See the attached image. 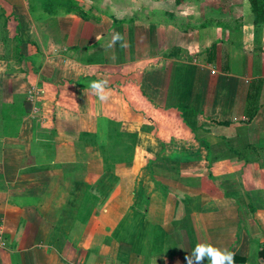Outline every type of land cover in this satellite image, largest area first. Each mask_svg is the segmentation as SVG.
Returning <instances> with one entry per match:
<instances>
[{
	"label": "crops",
	"instance_id": "0c3cea01",
	"mask_svg": "<svg viewBox=\"0 0 264 264\" xmlns=\"http://www.w3.org/2000/svg\"><path fill=\"white\" fill-rule=\"evenodd\" d=\"M76 1L86 16L0 0V264H187L198 243L260 264L264 18L248 0Z\"/></svg>",
	"mask_w": 264,
	"mask_h": 264
},
{
	"label": "trees",
	"instance_id": "16d2710c",
	"mask_svg": "<svg viewBox=\"0 0 264 264\" xmlns=\"http://www.w3.org/2000/svg\"><path fill=\"white\" fill-rule=\"evenodd\" d=\"M52 2L48 5V8L45 6L44 9L48 14H58L60 12L64 14H69L71 12L77 13L80 16H86V10L84 5L76 0H49ZM180 1V0H178ZM250 4V9L254 15V21L262 22L264 18V0H248ZM22 106L20 104H11L3 105L2 115H3V124L5 136L15 137L17 136V128L20 123V119H15L11 117V114L19 115L22 114ZM15 129V130H14ZM257 257L264 262V244L261 246L260 250L257 253ZM246 259L236 257L234 258L235 264H243Z\"/></svg>",
	"mask_w": 264,
	"mask_h": 264
},
{
	"label": "clouds",
	"instance_id": "9594fccd",
	"mask_svg": "<svg viewBox=\"0 0 264 264\" xmlns=\"http://www.w3.org/2000/svg\"><path fill=\"white\" fill-rule=\"evenodd\" d=\"M121 39L119 35L113 37V43ZM112 45L110 44L109 47ZM89 90L100 102H107L110 98L111 89L107 87L106 80L91 81L88 85ZM235 253L220 249L206 243L195 245L190 256H186L187 264H204L207 259L210 264H234Z\"/></svg>",
	"mask_w": 264,
	"mask_h": 264
},
{
	"label": "rangeland",
	"instance_id": "374dc122",
	"mask_svg": "<svg viewBox=\"0 0 264 264\" xmlns=\"http://www.w3.org/2000/svg\"><path fill=\"white\" fill-rule=\"evenodd\" d=\"M158 1L159 0H88V3L86 5L87 6L91 5L96 10L101 9L102 11L108 13H113V14L125 13L126 15L137 16V14L144 13L147 4L149 5L152 2H158ZM167 2H169V5L171 4L168 10L174 11V2H176V0H167ZM51 3L52 2H50L49 0H39L38 6L37 5L35 6L36 9L35 11L46 13L44 7L46 6L48 8V5ZM39 96L40 95L37 94L35 98L38 99ZM26 101H27V92H26Z\"/></svg>",
	"mask_w": 264,
	"mask_h": 264
},
{
	"label": "built area",
	"instance_id": "2783aa9c",
	"mask_svg": "<svg viewBox=\"0 0 264 264\" xmlns=\"http://www.w3.org/2000/svg\"><path fill=\"white\" fill-rule=\"evenodd\" d=\"M213 70V71H212ZM211 70V73H215V69H212ZM39 94L40 95V91L36 88H30L28 91H27V101L29 103H34L35 100H37L35 98V96ZM5 246V241L3 239V236H2V233L0 232V248H3ZM235 264V263H234ZM244 264V263H243ZM260 264H264V262L262 261Z\"/></svg>",
	"mask_w": 264,
	"mask_h": 264
}]
</instances>
